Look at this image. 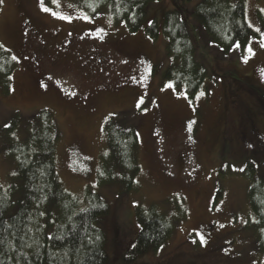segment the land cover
I'll list each match as a JSON object with an SVG mask.
<instances>
[{"label": "rangeland", "instance_id": "1", "mask_svg": "<svg viewBox=\"0 0 264 264\" xmlns=\"http://www.w3.org/2000/svg\"><path fill=\"white\" fill-rule=\"evenodd\" d=\"M0 1V44L19 61L7 91L0 79L5 190L19 185L9 147L18 151L26 143L37 150L38 117L47 111L59 130L56 167L64 189L82 199L87 191L97 193L110 207L98 223L106 235L107 264H264L262 228L250 210L245 177L249 162L256 178L264 177V138L257 131L264 127L262 105L252 124L253 116L247 122L244 110L227 96L226 141L216 138L225 116L224 87L229 84L230 93L237 84L232 80L248 81L254 74V83L264 89V0H232L243 1L254 35L228 52L193 15L202 0L151 3L138 33L115 23L108 11L90 17L78 0ZM178 9L209 74L208 94L194 102L164 80L171 60L163 19ZM154 20L160 36L152 41L146 29ZM112 120L139 134L142 172L136 191L100 185ZM153 206L172 224V236L157 250L131 258L140 233L137 208Z\"/></svg>", "mask_w": 264, "mask_h": 264}, {"label": "trees", "instance_id": "2", "mask_svg": "<svg viewBox=\"0 0 264 264\" xmlns=\"http://www.w3.org/2000/svg\"><path fill=\"white\" fill-rule=\"evenodd\" d=\"M78 1L90 17L108 11L115 23L138 33L146 21L148 6L163 0ZM193 15L210 39L226 52L237 45H247L253 38L243 1L234 4L232 0H202ZM163 33L171 60L164 80L184 89L190 102L201 93L208 94L209 74L197 59L196 44L180 9L165 14ZM146 35L152 41L159 38L157 20L147 27ZM18 67V59L0 44V79L6 91ZM226 116L220 120L223 122ZM38 119L42 128L37 150L31 151L26 143L18 151L9 147L16 157L19 185L5 190L0 183V264H107L106 235L98 223L110 214V207L97 193L87 191L82 199L64 189L56 167L59 130L49 112H42ZM255 123L254 117L252 124ZM16 125L14 119L11 128ZM107 137L108 152L102 165L106 178L100 185L114 183L122 185L125 192L138 190L142 168L137 129L112 120ZM216 138L220 141V135ZM245 177L250 182V210L256 226L262 228L259 247L264 252V177L256 178L252 162L247 164ZM219 199L221 191L217 193ZM136 216L140 233L131 258L157 250L173 232L172 224L155 206L137 208Z\"/></svg>", "mask_w": 264, "mask_h": 264}, {"label": "flooded vegetation", "instance_id": "3", "mask_svg": "<svg viewBox=\"0 0 264 264\" xmlns=\"http://www.w3.org/2000/svg\"><path fill=\"white\" fill-rule=\"evenodd\" d=\"M255 78H256L255 75L252 74L249 78H247L248 81L241 79V78H238L239 80L235 79L236 81L234 82L237 83L236 88L234 89V91L230 93H228L229 84L224 87L223 100H222V103H223L222 106L225 105L222 111L224 114H227L228 112V106L225 101L226 97L231 95V97H233V100L235 102L234 104L241 107L244 110V118H246L247 122L251 116H253L254 118L258 115L257 110L259 109V107L262 105V107L264 108V89L261 88V86H259L260 84L258 85V83H254L253 80H255ZM252 93L257 95L258 97H255V95L254 94L252 95ZM228 100H229V97H228ZM247 122L245 123L244 126H246L245 128H247V130L250 131L251 130L249 128L250 125ZM260 122L264 124V119H260ZM219 126L220 127L217 130V132L220 135V142L223 143L224 141H226L228 129L227 127H224L225 126L224 120H223V123H221V125ZM258 133H259L260 138L263 139L264 138V127H261L260 129H258Z\"/></svg>", "mask_w": 264, "mask_h": 264}, {"label": "snow or ice", "instance_id": "4", "mask_svg": "<svg viewBox=\"0 0 264 264\" xmlns=\"http://www.w3.org/2000/svg\"><path fill=\"white\" fill-rule=\"evenodd\" d=\"M48 9H45V11H47ZM238 46V45H237ZM171 86V85H170ZM75 93H73V95H74ZM203 93H201V95H202ZM41 215H43V213H41Z\"/></svg>", "mask_w": 264, "mask_h": 264}]
</instances>
